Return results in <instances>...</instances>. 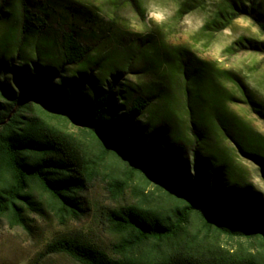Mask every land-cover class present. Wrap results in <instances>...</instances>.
Wrapping results in <instances>:
<instances>
[{"label": "trees", "instance_id": "16d2710c", "mask_svg": "<svg viewBox=\"0 0 264 264\" xmlns=\"http://www.w3.org/2000/svg\"><path fill=\"white\" fill-rule=\"evenodd\" d=\"M193 5L181 4L179 14ZM242 15L264 32V5L255 0H224L202 31ZM247 42L236 44L264 51V42ZM128 51L153 73L148 82L126 78ZM222 80L264 117L235 72L190 47L147 34L126 49L119 31L104 30L76 0H0V223L26 227L30 213H48L65 225L92 210L108 245L56 235L39 253L52 264H264V200L232 178L215 131L262 164L263 177L264 142L243 136ZM95 180L114 205L89 207ZM222 237L248 243L230 248Z\"/></svg>", "mask_w": 264, "mask_h": 264}, {"label": "rangeland", "instance_id": "374dc122", "mask_svg": "<svg viewBox=\"0 0 264 264\" xmlns=\"http://www.w3.org/2000/svg\"><path fill=\"white\" fill-rule=\"evenodd\" d=\"M76 1L98 13L104 30L119 31L121 45L126 49L134 48L138 39L145 38L147 34H152L167 46L190 47L200 58L214 62L221 69L235 72L255 99L264 105V51L251 50L244 46L241 48L236 44L239 40H243L245 45H248V40L264 42V32L259 26L250 17L242 15L236 18L231 26L221 31H202L204 24L213 17L224 0H156L157 3L168 8L170 13L160 24L147 20L146 9L149 0H139V9L130 3L116 7L112 0ZM244 1L251 3V0ZM255 1L264 5V0ZM183 3H189L191 6L194 4V10L180 15L179 8ZM141 24L144 28L138 30ZM128 54L127 61H130L126 67L127 79L148 82L153 78V73L142 72L146 63L140 55L133 51H128ZM222 82L226 91L233 93L235 97V100L227 102L226 109L238 117L243 136L249 133L251 139H262L264 142V117L253 111L245 102L241 90L231 81L222 80ZM181 83V78H177V85ZM181 112L184 119H187L182 107ZM78 125L72 124L71 128L75 130ZM185 129L189 132L188 127L185 126ZM215 144L221 154L229 157L232 178L241 184L249 185L250 189L258 192L264 200L262 164L242 153L220 130L215 131ZM85 196L89 207L114 205L104 183L100 180L92 183ZM129 200L130 197L126 196L125 201ZM27 221L26 227L11 226L6 219L1 221L0 264H52L49 259L40 258L39 253L49 240L60 234L85 235L105 247L111 240L106 229L101 224L95 223L92 210L81 220L69 221L65 225L59 224L57 219L48 213L43 215L30 213ZM222 243L234 248L240 243L248 242L245 238L222 237ZM53 261H56L55 264H74L60 257H55Z\"/></svg>", "mask_w": 264, "mask_h": 264}, {"label": "clouds", "instance_id": "9594fccd", "mask_svg": "<svg viewBox=\"0 0 264 264\" xmlns=\"http://www.w3.org/2000/svg\"><path fill=\"white\" fill-rule=\"evenodd\" d=\"M168 8L164 7L163 5H160L156 2V0H149L147 9H146V16L147 20L154 22L156 24L163 23L168 15H169ZM144 25L141 24L138 28V30H143Z\"/></svg>", "mask_w": 264, "mask_h": 264}]
</instances>
